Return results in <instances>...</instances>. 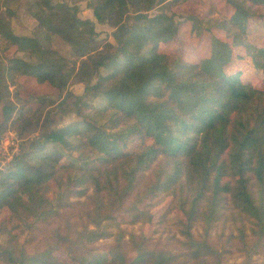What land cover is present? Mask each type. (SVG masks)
Here are the masks:
<instances>
[{
    "label": "trees",
    "instance_id": "obj_1",
    "mask_svg": "<svg viewBox=\"0 0 264 264\" xmlns=\"http://www.w3.org/2000/svg\"><path fill=\"white\" fill-rule=\"evenodd\" d=\"M156 1L93 0V16L114 28L115 44L98 45L90 20L81 21L89 27L88 36L80 34L76 30L80 22L77 11L64 3L52 6L47 0L32 2L31 13L38 28H42L32 37L13 34L8 19L0 14V41L35 56L34 61L13 57L0 63V83L13 82L16 75L27 74L61 92L65 89L74 67L43 42L50 31L59 34L79 55L75 74L85 83L86 94L103 101L101 108L92 105L95 112L108 114L103 126L86 122L87 136L76 144L67 139L76 133V125L51 129L31 140L32 151L54 144L70 147L74 160L59 164L54 156L46 154L31 165L23 160L25 153L15 157L13 167L0 176V206L8 205L16 218L30 200L47 203L40 190L63 171L71 174L69 181L77 185V194L85 193L89 184L93 186L95 190L88 198L95 201L98 210L105 204L100 198L103 193L106 201L121 206L131 195L139 173L162 155L164 165L156 171L157 179L145 194L163 190L175 195L178 188L179 209L185 216L179 226L184 237L181 243L190 259L202 263L216 251L205 238L195 240L193 224L202 220L209 226L217 221L225 201L249 220L254 236L264 238V87L242 82L240 71L226 73L235 58H247L254 70L263 72L264 83V46L259 47L247 37L248 21L255 15L252 6H264V0H247L251 4L227 0L232 12L213 23L230 43L213 38L208 55L193 63L182 56L158 52V44L170 41L178 28L172 16L159 13L149 17L138 9L146 3V10H150ZM130 6L136 8L132 16ZM100 69L108 74L102 76ZM94 77L96 80L90 83ZM71 97L74 96L66 93L58 107ZM74 98L75 113L81 116L87 101L83 102L81 96ZM45 100L53 101L40 97L30 115L6 106L4 122L13 113L19 123L40 116ZM3 128L0 124V134ZM99 135L122 145L138 140L139 146L135 151H109L91 157V142ZM147 139L152 143L147 144ZM100 177L103 184L98 181ZM30 185L39 189L24 200L20 190ZM175 258L169 251L141 252L130 264H172Z\"/></svg>",
    "mask_w": 264,
    "mask_h": 264
},
{
    "label": "rangeland",
    "instance_id": "obj_2",
    "mask_svg": "<svg viewBox=\"0 0 264 264\" xmlns=\"http://www.w3.org/2000/svg\"><path fill=\"white\" fill-rule=\"evenodd\" d=\"M33 1L0 0V14L8 19L13 34L32 37L42 30L41 27L38 28L39 23L31 13L30 5ZM47 1L52 6L64 3L74 8L80 20L76 30L83 36H88L89 27L81 21L90 20L93 22L96 34L94 38L98 45L115 44L114 28L106 22L97 21L93 16V0ZM245 1L246 4H251ZM252 7L255 15L248 21L247 37L261 47L264 46V6ZM146 8V3H141L138 7L149 17L159 13L172 16L178 28L177 34L170 41L158 44L160 53L182 56L187 62L193 63L204 54L208 55L213 38L230 43L225 33L216 29L213 23L232 12L227 0H157L152 9ZM128 10L132 16L136 8L130 6ZM43 42L63 57L69 67H74V72L67 77L68 82L62 92L48 82H39L27 74L16 75L13 82L6 80L0 83V124L4 126L0 134V176L13 167L15 157L22 153H25L23 160L31 165H36L46 154L54 156L59 164L72 162L74 159L70 147L54 144L42 151H32L29 142L39 139L51 129L76 125V133L67 138L70 144H76L88 131L86 122L103 126L108 120V114L97 113L93 108H101L103 101L86 94L85 83L75 74L80 63L76 51L59 34L50 31L47 41ZM13 57L35 60V56L18 51L17 46H8L6 42L0 41V63ZM84 58L85 56L81 59ZM236 71L241 72L242 82H249L257 88L264 87L263 72L254 70L247 58H235L226 67L227 74ZM99 72L102 76L108 74L102 69ZM95 80L96 77L90 83ZM66 93L74 97L81 96L83 102L87 101L88 105H82L81 116L75 113L74 97L69 98L61 108L58 107L57 104ZM40 97L53 100H45L40 116L19 123L15 121L16 113H13L4 122L6 106L30 115L37 107ZM125 143L116 144L99 135L91 142L93 150L90 155L95 157L109 151L121 154L135 151L139 146L138 140ZM146 143H152V139H147ZM163 159L160 155L151 166L139 173L131 195L123 200L121 206L106 201L107 196L103 193L100 198L105 204L98 210L95 201L88 198L95 190L93 186L89 184L85 187V193L77 194V185L69 181V171L57 173L49 180L47 188L40 190L44 192L47 203L37 204L30 200L16 218L11 208L2 204L0 264H130L141 252L159 251L174 254L176 258L172 264H264V238L258 239L253 235L249 220L242 214H237L228 201L222 203L223 209L217 221L207 226L202 220H198L192 227L195 240L205 238L216 254H209L210 257L202 263H196L186 255V249L181 243L184 237L179 227L185 221V216L179 209L178 188L174 190L175 195L163 190L145 194L156 181V171L164 165ZM92 165L95 168L96 162L93 161ZM180 179L183 181V177ZM98 181L103 184L101 177ZM123 183L121 180L120 184ZM38 189L36 185L27 186L20 190V196L28 200L32 191ZM9 203L13 205L12 202ZM15 206L16 210L20 209V203L17 202ZM140 211L142 214H139Z\"/></svg>",
    "mask_w": 264,
    "mask_h": 264
}]
</instances>
